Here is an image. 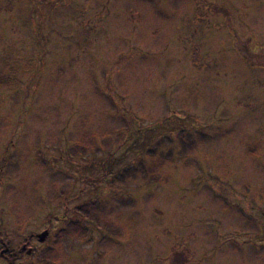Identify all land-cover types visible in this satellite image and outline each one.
Masks as SVG:
<instances>
[{
    "label": "rangeland",
    "instance_id": "374dc122",
    "mask_svg": "<svg viewBox=\"0 0 264 264\" xmlns=\"http://www.w3.org/2000/svg\"><path fill=\"white\" fill-rule=\"evenodd\" d=\"M8 71L0 250L49 230L13 264H264V0H0ZM162 138L160 181L106 180ZM91 200L124 235L88 224L57 243Z\"/></svg>",
    "mask_w": 264,
    "mask_h": 264
},
{
    "label": "trees",
    "instance_id": "16d2710c",
    "mask_svg": "<svg viewBox=\"0 0 264 264\" xmlns=\"http://www.w3.org/2000/svg\"><path fill=\"white\" fill-rule=\"evenodd\" d=\"M33 7L30 8L32 10ZM29 18L31 14L28 15ZM12 79H16V71H8V73H0V83L2 84H9ZM158 124V122H157ZM153 125H150V127ZM145 128L139 127L138 132H142V130ZM146 130V129H145ZM188 132L187 128H181L178 135V149L177 153L181 157H185V164L189 163V155L194 150L196 146L197 139L192 136L191 134H185L184 132ZM164 139H159L156 141V143L151 146L148 142H143L141 145L140 150L137 153L136 160L130 164H127L126 166H122L118 168L116 171L113 169H109V171H114L112 174L107 178L106 180L110 184H118L124 187H127L129 183L132 182H140V184L148 185L152 182L157 183L161 179L160 170L164 168L171 158L172 149H169L167 151H163L162 144H164ZM136 143H140L139 138L135 139ZM93 142L89 140V142L86 140L83 143L76 144L74 147L75 152L77 154H81L85 151L93 150ZM142 153L145 154V157H143ZM104 164L103 162L100 163ZM104 216V212L102 211V208L98 201L91 200L88 202H84L81 204L76 205L71 210V217L68 219L67 224L64 228H60L55 232L56 242L58 243L61 236L64 234H75L77 237H80L78 235V232L83 233V229H86V226L88 224L95 225V227L100 228H106L107 236L114 237V238H121L124 235L123 227H121L119 224L106 220V218L102 217ZM106 236L102 237L101 241L102 243L105 242ZM2 242V241H1ZM5 246V249H3L4 253H9L12 248H8V245L6 242H2ZM22 241L18 242L17 245L21 244ZM14 250V249H13ZM12 250V251H13ZM11 251V252H12ZM2 257V256H1ZM52 257L49 256V252H44L41 254V260L42 262H45ZM7 261H11L13 264V259H9ZM7 264V263H6ZM9 264V262H8ZM49 264V263H47Z\"/></svg>",
    "mask_w": 264,
    "mask_h": 264
},
{
    "label": "flooded vegetation",
    "instance_id": "af4514ba",
    "mask_svg": "<svg viewBox=\"0 0 264 264\" xmlns=\"http://www.w3.org/2000/svg\"><path fill=\"white\" fill-rule=\"evenodd\" d=\"M47 231H48V235H49V230L47 229ZM36 234L37 233H35V234H31V236H34V237H36ZM31 236H29V238H26L20 245L18 244V245H16V247L14 248V250L12 251V252H10V253H4L3 251L4 250H0V255L3 257H5V258H8V260L9 259H13V260H15V259H17V258H19V257H21V256H23L24 254H30L31 252H32V250L29 252V253H27V245L32 241V237ZM48 237V236H47ZM9 264H12V262L10 261V263Z\"/></svg>",
    "mask_w": 264,
    "mask_h": 264
},
{
    "label": "water",
    "instance_id": "95a60500",
    "mask_svg": "<svg viewBox=\"0 0 264 264\" xmlns=\"http://www.w3.org/2000/svg\"><path fill=\"white\" fill-rule=\"evenodd\" d=\"M47 235H48V231L47 230H43V231L37 233L36 237H37V240L39 242H43L46 239ZM30 251H31V249L28 248L27 249V253H29Z\"/></svg>",
    "mask_w": 264,
    "mask_h": 264
}]
</instances>
